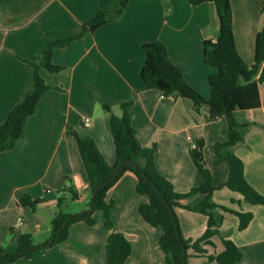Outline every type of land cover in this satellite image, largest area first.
Returning <instances> with one entry per match:
<instances>
[{"label": "crops", "instance_id": "obj_1", "mask_svg": "<svg viewBox=\"0 0 264 264\" xmlns=\"http://www.w3.org/2000/svg\"><path fill=\"white\" fill-rule=\"evenodd\" d=\"M115 1H0V124L24 99L33 76L27 62L39 59L45 40L78 35L83 23ZM229 2L235 50L243 62L251 65L256 35L264 23V0ZM3 8L15 19L2 21ZM217 32V17L209 4L193 7L186 0H128L117 20L53 50L52 62L62 70H41V77L51 89L41 96L27 120L23 141L0 154V249L4 253L16 252L20 234H30L32 238L37 229L51 223L64 186L71 184L79 191V199L90 200L74 134L81 139L91 138L105 163L114 164L109 115L103 111V104L109 105L117 116L120 105L129 104L127 111L138 142L143 147L156 146L155 167L177 193H187L201 182L193 161L192 141L204 143L203 156L213 185L225 183L228 165L214 152V146L227 139L225 118L207 119L193 110L188 99L176 93L163 96L158 90L146 89L140 75L145 58L142 45L161 42L187 85L208 99V77L217 74L218 68L204 63L203 42L214 40ZM259 95V109L236 114L242 141L232 152L243 163L246 181L264 196V85L259 86ZM87 119L88 127L84 124ZM229 152L230 148L221 150L223 156ZM135 185V176L126 172L105 198L107 203H113V230L123 234L131 245V255L123 264H165L159 247L162 230L151 227L139 215L137 208L147 198L136 192ZM25 196L28 199L24 206L20 202ZM201 199V195H196L184 204L195 207ZM212 200L219 206L252 214L242 231L238 230L236 215L224 214L220 231L241 250L238 264H264V205L248 204L225 187L217 188ZM35 201L39 204L35 205ZM47 213L50 218H46ZM175 214L184 239L202 236L207 221L204 215L182 208H175ZM18 218L21 223L16 222ZM93 218V226L75 223L69 227L64 242L13 264H106L108 231L104 214L96 211ZM50 229L48 226L47 231ZM46 241L47 238L35 245ZM213 242L214 248H206L208 254L223 249L218 239ZM188 264L216 263L191 257Z\"/></svg>", "mask_w": 264, "mask_h": 264}, {"label": "trees", "instance_id": "obj_2", "mask_svg": "<svg viewBox=\"0 0 264 264\" xmlns=\"http://www.w3.org/2000/svg\"><path fill=\"white\" fill-rule=\"evenodd\" d=\"M1 1V0H0ZM193 7L209 4L215 12L218 22V32L214 40L203 42L204 63L218 68L217 74L208 77L209 97L203 98L197 91L185 82L181 70L173 65L168 58L164 44L158 41L142 45L144 62L140 75L146 89L158 90L163 96L176 93L181 98L188 99L193 110L207 119L225 118L228 125L227 139L216 144L214 152L217 158L228 165V177L225 183L215 187L210 171L205 165L203 156V141L196 142L192 150L193 161L197 167L201 182L187 193H177L170 181L160 175L155 167L154 157L156 146L143 147L136 138V132L127 111L128 103L120 105L121 113L114 115L109 105H101L109 115V126L114 144L115 162L112 166L105 163L91 138H79L74 134L77 150L83 169L87 176L86 192L91 196L88 210L77 214L65 212L67 199L78 200L79 191L71 184L64 186L56 200L57 212L51 220V240L40 245H34L30 234H20L17 238L15 253L6 254L0 249V264H13L20 258H30L34 253L49 249L65 240L69 235V227L78 222L93 226V214L102 211L104 226L108 231L105 244L106 264H123L131 255V245L126 237L113 230L110 219L112 202L105 201L108 190L126 172H131L136 178V192L147 198L140 203L137 211L141 218L151 227L161 228L159 247L164 254L165 264H188L191 257H204L207 262L216 264H238L242 253L231 240L221 233L220 228L224 214L236 215L239 219L238 230H244L252 220L251 213H240L219 206L212 200L217 188L225 187L241 195L244 202L251 205H264V196L258 194L246 181L243 163L236 157L232 149L242 141L236 121L238 111H252L261 106L259 86L264 85V23L261 24L255 39L254 62L246 64L238 56L233 39L232 12L229 0H186ZM128 0H117L107 10H98L93 19L83 23L81 32L72 37L55 40H45V50L36 62H27L33 69V76L24 99L15 105L5 121L0 124V154L10 151L16 144L22 142L26 133V123L35 112V107L41 96L51 88L47 86L40 75L41 70L57 73L62 67L52 62L53 50L68 46L73 41L93 33L101 26L113 22L122 16ZM264 14V8H262ZM14 20L4 8L1 20ZM230 148L223 156L221 150ZM131 161L134 166L124 164ZM121 173L113 180L112 177L120 169ZM66 180H68L66 178ZM103 185L94 196L95 190ZM196 195H201V201L195 207L184 204ZM28 196L21 200L26 205ZM234 202V201H233ZM39 201H35V205ZM32 208V206L30 207ZM175 208L187 209L206 217V228L202 236L196 240L184 239ZM218 239L222 251L208 254L206 248H214L213 239Z\"/></svg>", "mask_w": 264, "mask_h": 264}, {"label": "rangeland", "instance_id": "obj_3", "mask_svg": "<svg viewBox=\"0 0 264 264\" xmlns=\"http://www.w3.org/2000/svg\"><path fill=\"white\" fill-rule=\"evenodd\" d=\"M90 200H87V201H83L81 199H78V200H71V199H67L66 202H65V212L66 213H70V214H74L75 212H77V210H88L90 207L88 206V203H89ZM74 212V213H73ZM46 218H50V215L49 213H47L46 215ZM17 222V221H16ZM18 223V222H17ZM48 226L51 228V225L50 223H48ZM42 227L40 229H37L36 232H35V235L31 238L32 240V243L35 245V244H38L36 242H43V240L45 238H47V241L51 240L50 238V235H51V229L50 231L48 232L47 231V227Z\"/></svg>", "mask_w": 264, "mask_h": 264}, {"label": "water", "instance_id": "obj_4", "mask_svg": "<svg viewBox=\"0 0 264 264\" xmlns=\"http://www.w3.org/2000/svg\"><path fill=\"white\" fill-rule=\"evenodd\" d=\"M124 164H130V165L134 166V164H133L131 161H126ZM121 170H122V168H120V169L114 174V176L112 177V180H113L117 175H119V174L121 173ZM102 187H103V185H101L100 187H98V188L95 190V192L92 194V197H93L94 194H95L97 191H99ZM90 209H91V208H90Z\"/></svg>", "mask_w": 264, "mask_h": 264}, {"label": "built area", "instance_id": "obj_5", "mask_svg": "<svg viewBox=\"0 0 264 264\" xmlns=\"http://www.w3.org/2000/svg\"><path fill=\"white\" fill-rule=\"evenodd\" d=\"M84 124H85V126L88 127V126L90 125L89 120H88V119L85 120ZM190 147H191L192 150L195 149V148H196V143L192 141L191 144H190ZM17 222H18V223H21V218H18V219H17Z\"/></svg>", "mask_w": 264, "mask_h": 264}]
</instances>
